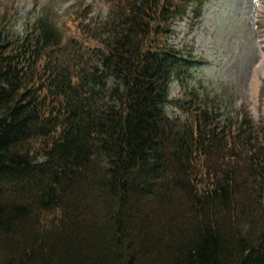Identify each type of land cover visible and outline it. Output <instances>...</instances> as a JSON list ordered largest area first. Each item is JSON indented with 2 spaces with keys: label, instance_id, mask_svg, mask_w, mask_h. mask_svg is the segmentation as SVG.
Returning <instances> with one entry per match:
<instances>
[{
  "label": "trees",
  "instance_id": "1",
  "mask_svg": "<svg viewBox=\"0 0 264 264\" xmlns=\"http://www.w3.org/2000/svg\"><path fill=\"white\" fill-rule=\"evenodd\" d=\"M103 1L66 42L0 32V264H264V123L167 110L197 66L172 26L209 0Z\"/></svg>",
  "mask_w": 264,
  "mask_h": 264
},
{
  "label": "rangeland",
  "instance_id": "2",
  "mask_svg": "<svg viewBox=\"0 0 264 264\" xmlns=\"http://www.w3.org/2000/svg\"><path fill=\"white\" fill-rule=\"evenodd\" d=\"M10 7L15 21L6 35H23L41 13L47 14L66 41L74 33L75 14L83 17L85 7L87 23L102 22L108 15L100 0H0V24ZM173 28L171 43L192 53L200 66L185 86L172 85L170 116L181 121L188 117L184 105L194 91L208 105L221 106L223 121L243 114L264 122V0H211L199 19L191 12ZM91 33H95L93 27L86 30L87 35ZM108 84L113 87L118 81L112 77Z\"/></svg>",
  "mask_w": 264,
  "mask_h": 264
}]
</instances>
